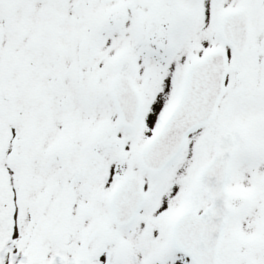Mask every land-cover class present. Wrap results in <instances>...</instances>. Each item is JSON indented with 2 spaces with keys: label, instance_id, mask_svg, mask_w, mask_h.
Segmentation results:
<instances>
[{
  "label": "snow or ice",
  "instance_id": "1",
  "mask_svg": "<svg viewBox=\"0 0 264 264\" xmlns=\"http://www.w3.org/2000/svg\"><path fill=\"white\" fill-rule=\"evenodd\" d=\"M0 264H264V0H0Z\"/></svg>",
  "mask_w": 264,
  "mask_h": 264
}]
</instances>
